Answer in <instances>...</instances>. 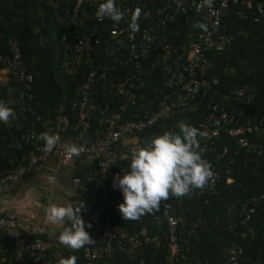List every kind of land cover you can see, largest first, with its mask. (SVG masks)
I'll use <instances>...</instances> for the list:
<instances>
[{"label": "built area", "instance_id": "1", "mask_svg": "<svg viewBox=\"0 0 264 264\" xmlns=\"http://www.w3.org/2000/svg\"><path fill=\"white\" fill-rule=\"evenodd\" d=\"M102 2L74 0L63 12L61 40L64 48L60 67L66 74L81 69L84 77L78 85L77 99L70 108L58 104L51 121L36 115L38 126L33 122L25 125L27 115L29 112L35 114L34 107L38 104L32 92L33 75L22 57L17 39L5 37L6 41L0 43V101L16 113L15 119L8 124L0 122V125L8 132H15L28 147L23 162L0 168V193L11 183L27 178L37 166L52 163L54 172L66 167L67 183L50 182L52 176L49 175L50 185L67 195L68 205L77 206L83 201L80 215L85 222L92 220L99 224L98 218L108 220L99 231L91 224L89 234L95 243L82 248L86 264H110L108 257L115 251L121 252L120 264H141L144 247L159 243L165 251L166 264H195L189 257L192 243L182 232L185 223L173 212L169 199L161 201L159 211L143 216L147 218L146 224L130 229L122 226L119 209L109 210L104 195L108 187L121 191L114 178L127 172L123 163L127 153L122 148L126 146L132 150L137 146L139 133L167 118L174 120L176 128L178 122L188 124V111L195 107L198 94L204 95L218 83L216 76L206 75V69L210 53L221 52L232 40L223 19L234 15L262 21L264 0H213L210 7L204 0H115L124 14L119 22L97 19L95 13ZM137 7L141 9L139 31L133 33L129 21L131 12ZM188 12L202 14L200 23L206 30L199 28L193 38L175 41L176 17ZM1 37L2 33L0 40ZM153 65L159 67L165 90L154 109H141V104L129 113L127 106L136 103ZM100 86L110 87V91L123 98L122 103L108 110L107 105L99 106L95 95ZM228 93L233 99L243 94L249 98L245 86L230 88ZM96 109V115L92 116ZM92 117L96 120L93 127ZM198 130V140L205 149L202 158L210 163L214 173L201 191L215 193L222 170L231 162L225 158L229 146L220 143L221 133L230 138L233 147L253 153L264 165V149L255 137L264 134V116L255 123L240 121L228 111L225 101H210ZM44 132L60 137V143L50 152L45 150L44 142L37 139ZM69 143L83 149L79 156L69 157L65 152L64 146ZM119 149L122 152H118ZM77 162L88 169L71 175ZM192 195L191 190L184 196L190 198ZM263 198L264 193L232 205L228 213L235 215L234 223L248 226L254 205ZM45 208L37 221L26 225L13 216L0 215V232L12 242L16 259L24 254L40 258L49 250L66 248L54 233L60 225L54 231L48 230L50 221ZM111 216L114 217L112 222L109 221ZM242 252L240 245L232 243L227 264H241ZM253 264H259V260H254Z\"/></svg>", "mask_w": 264, "mask_h": 264}, {"label": "trees", "instance_id": "2", "mask_svg": "<svg viewBox=\"0 0 264 264\" xmlns=\"http://www.w3.org/2000/svg\"><path fill=\"white\" fill-rule=\"evenodd\" d=\"M73 1L0 0V33L3 34L0 43L6 41L5 37L17 39L22 57L33 75L32 92L38 104L34 107L35 114L29 112L27 115L24 122L26 126H30L32 122L37 126L40 124L35 120L36 115L51 121L58 104L63 103L70 108L78 97V85L84 77L83 70L77 68L76 73L66 74L60 67L64 48L61 40L64 28L62 15ZM202 17V14L192 12L178 15L174 22L175 41L193 38L199 29L194 25L200 23ZM223 20L232 40L221 52H211L209 55L206 75L216 76L218 83L204 95L200 92L195 107L188 111V125L197 129L200 128L206 105L210 101H225L228 111L240 121L255 123L264 116V20L241 19L234 15ZM150 68V77L141 89V95L134 105L127 106L129 113L140 108L141 104V109H154L165 90L158 65ZM243 86L245 93L249 95L248 99L246 94L233 99L228 93L230 88ZM99 88L98 95H95L99 106L107 105L108 110L122 103L123 98L110 91V87ZM226 94L228 97L224 96ZM96 113L97 109L91 114L94 116ZM91 122L93 127L96 122L94 117ZM176 131L173 119L158 120L137 135L136 144L144 147L152 137ZM255 137L264 149V134H256ZM220 139L221 144L229 146L225 158L231 162L222 170L216 192L209 194L201 189H193L190 198L170 194L173 212L185 223L182 232L192 243L189 257L195 264H227V253L232 243L242 247L241 264H253L257 259L259 264H264V198L254 205L248 226L234 223L235 215L228 213V209L237 202L247 201L254 195L264 193V165L253 153L233 147L230 138L224 133H221ZM122 150L127 153L123 163L127 171H130L131 150L126 146ZM27 152L28 147L20 141L17 134L8 132L0 125V168L23 162ZM118 152H122L121 149ZM85 169L88 167L77 162L70 174H80ZM77 199L80 200L81 197ZM104 201L108 203L110 211L113 208L118 210V205L123 203L122 191L108 187ZM113 218L111 216L109 221L112 222ZM119 218L122 226L130 229L146 224L147 220L145 217L135 221L124 220L122 215ZM98 219L99 224L92 220L85 222L88 233L92 231L91 227H87L88 224L99 231L108 221ZM192 223L196 224L192 226ZM63 227L60 225L54 232L57 237ZM143 252L144 261L141 264H166L162 244L146 245ZM73 255L77 257L76 264H86L82 248L72 250L66 247L62 251L49 250L40 258L24 254L16 259L12 242L0 232V264H57L60 258ZM108 261L110 264H120L121 252L115 251L113 256L108 257Z\"/></svg>", "mask_w": 264, "mask_h": 264}, {"label": "clouds", "instance_id": "3", "mask_svg": "<svg viewBox=\"0 0 264 264\" xmlns=\"http://www.w3.org/2000/svg\"><path fill=\"white\" fill-rule=\"evenodd\" d=\"M213 0H204L211 6ZM199 11V9H198ZM96 17L103 21L105 18L114 22L123 19V12L116 6L115 0H103L96 10ZM141 9L137 7L131 12L129 28L134 33L139 31L138 20ZM194 27L206 30L203 23L197 22ZM16 118L14 110L0 101V122L8 124ZM178 132H164L154 136L144 147L136 146L131 150L129 163L130 171L122 177H115L117 186L121 189L123 203L118 209L124 220H139L147 214L159 211L161 201H167L170 194L183 197L193 189H203L213 177L210 163L202 158L205 151L200 145L197 128L184 122H178ZM37 139L44 142L46 151H51L58 143V135L41 133ZM65 152L71 156H79L83 149L76 144H66ZM55 183L54 177H49ZM84 207L83 201L73 206L49 204L45 208L48 221L61 225L63 231L57 237L60 244L72 250H79L95 243L85 230V221L80 212ZM87 227H91L88 224ZM77 257L60 258L57 264H76Z\"/></svg>", "mask_w": 264, "mask_h": 264}, {"label": "crops", "instance_id": "4", "mask_svg": "<svg viewBox=\"0 0 264 264\" xmlns=\"http://www.w3.org/2000/svg\"><path fill=\"white\" fill-rule=\"evenodd\" d=\"M52 163H45L35 167L34 171L20 182L11 183L0 193V215L15 217L26 225L37 221L49 204L68 205L67 195L57 187H52L48 180L51 175L64 185L67 183L68 169L62 167L53 171ZM59 227L50 224L48 230L54 231Z\"/></svg>", "mask_w": 264, "mask_h": 264}, {"label": "rangeland", "instance_id": "5", "mask_svg": "<svg viewBox=\"0 0 264 264\" xmlns=\"http://www.w3.org/2000/svg\"><path fill=\"white\" fill-rule=\"evenodd\" d=\"M49 224H53V223L49 222Z\"/></svg>", "mask_w": 264, "mask_h": 264}]
</instances>
